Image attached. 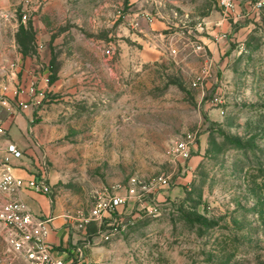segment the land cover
Returning a JSON list of instances; mask_svg holds the SVG:
<instances>
[{
    "label": "rangeland",
    "instance_id": "1",
    "mask_svg": "<svg viewBox=\"0 0 264 264\" xmlns=\"http://www.w3.org/2000/svg\"><path fill=\"white\" fill-rule=\"evenodd\" d=\"M16 9L28 14L20 49L47 45V94L23 149L51 203L78 217L100 187L171 176L159 216L88 225V240L103 235L96 245L109 250L99 264H264V18L228 31L218 0H52L39 9L41 40ZM146 12L165 23L152 51L129 35L133 17L138 30L151 24ZM188 133L198 144L184 169L168 150Z\"/></svg>",
    "mask_w": 264,
    "mask_h": 264
},
{
    "label": "built area",
    "instance_id": "2",
    "mask_svg": "<svg viewBox=\"0 0 264 264\" xmlns=\"http://www.w3.org/2000/svg\"><path fill=\"white\" fill-rule=\"evenodd\" d=\"M224 16L228 19L231 16H240L236 12V4L239 0H218ZM25 10H28L31 0H24ZM249 11L244 17L251 15L256 19L264 11V0H249ZM28 14L23 13L21 20L26 23ZM133 27L138 28V20L133 21ZM198 48H200L198 46ZM176 50L173 49V52ZM107 55L114 53V45L110 44L106 50ZM19 68L17 62L8 65L0 64V105L9 107L10 100L7 93L10 92L17 106L22 109H29L39 105L47 94L46 76L35 75L28 82L19 83L10 88L3 80L6 74H15ZM209 73L208 69L203 70V76ZM6 129L0 120V135H5ZM198 139L193 133H188L183 139L172 142L168 153L175 159L185 164L190 160L192 151L197 147ZM7 154L0 161V264H76L84 261V255L78 250L75 259L61 258L54 252L53 245L49 242L52 232V218L33 212L28 203L22 197V191L31 190L37 193L46 194L49 192V184L45 177L36 174L28 178L17 175L12 165V159H20L24 156L18 146L9 142L6 147ZM171 185L170 175H158L155 177L132 176L127 183H114L100 187L95 193V202L88 214L73 217L68 215V220L78 230L87 229L91 223H97L100 230L103 224L110 226L118 221V217L126 214H133V217L140 216L144 212L151 216H159V195L163 189ZM135 206L138 211L134 212ZM126 225H122L125 229ZM108 240L109 235L104 233ZM84 264H97L85 260Z\"/></svg>",
    "mask_w": 264,
    "mask_h": 264
},
{
    "label": "crops",
    "instance_id": "3",
    "mask_svg": "<svg viewBox=\"0 0 264 264\" xmlns=\"http://www.w3.org/2000/svg\"><path fill=\"white\" fill-rule=\"evenodd\" d=\"M51 1L52 0H31V4L28 8L30 12V22H33L36 31H39L37 35L42 37L41 40L49 39L50 33H48L47 29L44 31L38 28V26H41L39 25L41 23L40 16H38L39 9H42L46 2L48 3ZM242 2L245 4H243V6H246V9H244L243 12H237L240 14V16L237 17L233 15L228 19L224 16L222 19L225 21L228 31H230L232 24L231 20L236 21L238 18L246 19V17H244V13L249 11V5H246L244 0H242ZM19 5H22V7L25 9L24 0H0V64L8 65L9 63L17 62L19 65V68L15 74L12 73L9 76L7 73L4 77L3 82L10 88L15 87L19 83L28 82L31 77L35 75H39L40 78H42L44 75L46 76L47 69L45 67L49 61L47 57L48 55L45 54L47 45L43 44L42 41L38 42L39 46L36 47V51L34 53L25 54L20 49V44L16 39V34L19 29L18 23L19 21L23 22L20 19V16H18L16 13V7ZM146 13L148 16L146 17L145 15L144 19L147 21L149 18L152 21L151 24H147L145 29L143 26H141L142 29L140 30L132 27L129 35L133 41L142 37L145 44L144 49L146 50L147 47L150 51H152L154 48H157L155 45H161L158 38H160L162 34L159 33L160 31L158 30H161L162 25L165 23L161 22V24L157 25L155 22V16L148 12ZM259 18H264V11L260 16L256 17V20ZM134 19H138L141 25L142 21L140 18L133 17L132 20L135 21ZM214 22L216 24V20L207 21L205 23L207 34L210 35V40H208L209 45L211 42H213L211 30L213 29ZM243 27L245 30H247L249 26L242 25V28ZM58 43L59 41L54 40L53 46ZM110 44H113V42L111 41ZM7 98L10 100V106L5 107L0 105V120L6 129V134L1 135L4 136V138L0 139V161H2L7 154L6 147L9 142L15 143L18 148L22 150L23 153H25L23 148L26 145V141L23 137V133H27L29 121L33 120L35 112L38 110L39 112L42 111L39 106H32L25 110L20 108L17 106L10 92L7 93ZM12 165L14 166L17 175L28 178L34 174L27 169L28 167H26L28 165L25 161V155L20 159L13 158ZM22 197L28 203L30 209L33 212L52 218L50 224L52 232L49 236V242L53 245L54 252L57 256L61 258L75 259V257L78 255V250H81L84 255V261L82 260V262H78V259H75L76 264H84L85 260H90L99 264V261L104 259L105 255L107 256L109 254V250L105 249L104 246L96 245L99 240H101L103 235H100V237H95V240L93 239L94 242L93 240H88V229L78 230L73 227L67 216L60 212L61 207L59 205L54 206L51 203L48 195L37 193L31 190H24L22 191Z\"/></svg>",
    "mask_w": 264,
    "mask_h": 264
},
{
    "label": "trees",
    "instance_id": "4",
    "mask_svg": "<svg viewBox=\"0 0 264 264\" xmlns=\"http://www.w3.org/2000/svg\"><path fill=\"white\" fill-rule=\"evenodd\" d=\"M31 26V25H30ZM31 28V27H30ZM22 30H24V27H22ZM31 31H32V28L30 29ZM24 32V31H23ZM22 52L23 53H25V54H28V53H26V51H24V50H22Z\"/></svg>",
    "mask_w": 264,
    "mask_h": 264
}]
</instances>
